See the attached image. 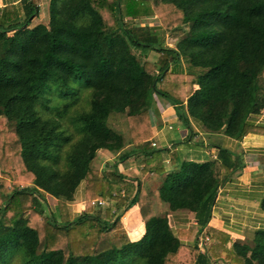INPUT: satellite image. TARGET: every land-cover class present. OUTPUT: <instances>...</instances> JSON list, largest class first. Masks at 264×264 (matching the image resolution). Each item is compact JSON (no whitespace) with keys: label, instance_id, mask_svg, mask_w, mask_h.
Masks as SVG:
<instances>
[{"label":"trees","instance_id":"16d2710c","mask_svg":"<svg viewBox=\"0 0 264 264\" xmlns=\"http://www.w3.org/2000/svg\"><path fill=\"white\" fill-rule=\"evenodd\" d=\"M24 1L26 17L9 7L13 22L0 25V264H264V229L239 240L210 225L220 188L245 168L240 153L219 146L214 160L168 171L165 149L144 145L158 98L190 129L195 119L238 141L264 134L251 121L264 114V0H138L137 16L161 21L138 27L121 0H51L49 21L30 26L40 8ZM112 113L126 115L129 138L110 125ZM128 143L148 154L145 172L164 177L158 190L118 163L93 167L99 150ZM80 188L86 208L73 217ZM106 199L119 213L94 211ZM134 205L145 222L137 240L122 220ZM179 210L195 224L176 233L169 213Z\"/></svg>","mask_w":264,"mask_h":264},{"label":"crops","instance_id":"0c3cea01","mask_svg":"<svg viewBox=\"0 0 264 264\" xmlns=\"http://www.w3.org/2000/svg\"><path fill=\"white\" fill-rule=\"evenodd\" d=\"M27 1L34 2L40 8L42 14L47 7L49 8L51 0ZM9 7L14 8L18 18H25L29 9L24 0H0V25L13 22L6 21V12ZM39 23H46V20H39L38 15L31 21L30 26ZM155 28L159 29L160 27ZM11 34L12 32H10ZM198 87L195 85V88ZM161 103L156 107L158 111L154 118L155 125L153 129L154 136H156L154 141L158 143L156 148L165 149L162 156L166 170H171L174 162L179 164L187 161L214 160L213 156L214 154L217 155L219 146L227 147L231 151L241 154L245 168L239 176L226 179L220 188L212 210L210 225L231 234L234 239L239 240H245L254 231L264 229V209L262 207L264 200V134L250 133L244 139L238 141L222 133L209 132L205 125L195 119L191 120L192 129H190L179 119L174 106L163 101ZM251 121L255 124H264V114L254 115ZM134 152L135 146L132 143H128L122 151L117 153L103 149L99 150V154L94 160V164H97L98 167L94 166V168L113 171L116 169L115 163H118V169L124 175L139 179L153 191L158 190L164 177H157L152 171L145 172L144 161L148 154H134ZM124 154L131 155L127 158H121ZM110 166L112 168H108ZM116 191L114 190V192ZM79 205L82 207L81 210L78 208ZM70 206H72L73 217L85 210L84 188L79 189L75 204L73 202ZM111 207L115 211L114 208L116 207L112 200ZM170 213L169 221L172 227L176 229H180L186 224L187 226L195 224V220L191 218L187 210ZM123 217V222L129 233H131L129 234L131 239H140L145 233V222L139 206L134 205L125 212ZM185 242L192 244L190 240ZM232 244L233 241H230L228 247Z\"/></svg>","mask_w":264,"mask_h":264},{"label":"rangeland","instance_id":"374dc122","mask_svg":"<svg viewBox=\"0 0 264 264\" xmlns=\"http://www.w3.org/2000/svg\"><path fill=\"white\" fill-rule=\"evenodd\" d=\"M137 1L138 0H121V2H122V10H123L125 22H127L128 24H131V25L133 24V25H135L137 27L138 26H152V25L161 26L160 19L157 16H155V15L154 16H137L136 15L135 6H137ZM147 2H149V0H145L144 3H147ZM135 16H137V17H135ZM49 19H50V10L47 7L44 10V12H42V14H41V12L39 13V20H41V21L42 20H46V22H48ZM164 44L168 45V46H171V47H175L176 40H171V39L168 38ZM151 53H152V51H151ZM156 58H157V54L155 52H153V54L151 55V59L155 60ZM161 86L163 87V85H161ZM187 93L189 95L190 94V90ZM178 95H179V93H178ZM162 101L166 102L165 100L158 98V104H162L161 103ZM157 111H158V108H157ZM155 116H156V112H155V114H153V118H155ZM166 117H168V116H166ZM109 123H110L111 126H113L114 128H116V129L120 130L122 133H124V135L127 138H129L130 133H129V128H128V124H127L126 115L120 114V113H112V115L110 116V119H109ZM155 138H156V136H154V129H153V136L151 138H149L147 141H145V144H144L147 150H149V151L153 150L154 147L151 144H152V142L154 141ZM92 165H93V167L94 166L98 167V166H96L97 164L96 165L94 164V161H93ZM103 166L106 167L105 165H103ZM99 168H101V167H99ZM108 168H112V166H110ZM98 170H100V169H98ZM106 171H108V170H106ZM122 190L119 191V195L124 196V194L126 192L124 194H122L123 193ZM47 198H48L47 200H48L49 204L52 207H54L56 205V203H57L56 198H53V196H51V195H48ZM98 201L99 200L95 201L94 211L99 213V214H101L102 217H106L107 216V209L111 207V199L110 200H108V199L104 200L103 204H99ZM112 201H114V204H115V207H116V200L112 199ZM74 204H75V202H74ZM72 206H71V208H72ZM79 206H78V208H80V210H81L82 207L81 206L79 207ZM114 209L116 210V212H118L117 208H114ZM47 210L49 211L48 208H47ZM189 214L191 215L190 212H189ZM122 220L124 221V217H122ZM188 223H189V221H188ZM124 226H125L126 230L128 231L125 223H124ZM174 229H175V232L178 233L177 230H179V228H177V229L174 228ZM128 233H129V231H128ZM129 234H131V233H129ZM133 237H135V236H133Z\"/></svg>","mask_w":264,"mask_h":264},{"label":"built area","instance_id":"2783aa9c","mask_svg":"<svg viewBox=\"0 0 264 264\" xmlns=\"http://www.w3.org/2000/svg\"><path fill=\"white\" fill-rule=\"evenodd\" d=\"M170 128H171V126H170ZM152 145H153L154 147H157V146H158V143L154 141V142H152ZM213 157L216 159V158H217V155L214 154ZM122 191H123L122 194H124L125 191H124V190H122ZM98 203H99V204H103V203H104V200H99ZM211 240H212V236H211L210 234H208V233H205L204 236L201 237L200 242H199V247H200V249H201L202 251H204L205 248H206V246L211 242Z\"/></svg>","mask_w":264,"mask_h":264}]
</instances>
